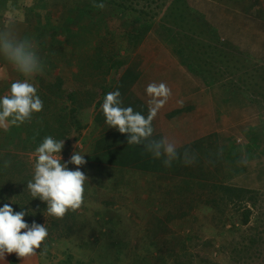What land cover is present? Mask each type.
<instances>
[{
    "label": "rangeland",
    "instance_id": "obj_1",
    "mask_svg": "<svg viewBox=\"0 0 264 264\" xmlns=\"http://www.w3.org/2000/svg\"><path fill=\"white\" fill-rule=\"evenodd\" d=\"M114 1L120 3L123 0ZM124 2L125 5L134 9H143L147 15L160 11L156 18L157 25L135 49L132 46L127 49L129 45L123 35L130 27L131 20L135 17L134 14L128 16L123 13L124 11L115 10L114 7L108 5L99 9L94 7V4L99 2L88 3L84 0H81L80 4L81 7L88 8L87 14L79 13L78 20H72L69 25L71 29L79 30L87 35L91 41L90 44L83 42L80 44V49L61 47L58 50L66 53L62 57L60 55L50 56L47 46L36 45L38 55L45 67L43 73L36 75L31 82L36 85L38 91L41 79L54 82L57 81L54 78L57 76L60 77L62 83L61 91L64 97L52 96L54 106L51 107L55 108L51 112L55 117L51 125L56 127L55 124L60 120L57 116L62 115V122L67 123L66 127L69 125L71 128L66 138L62 139L64 146L68 149L66 152H63V149L60 153L62 161L67 162L73 151H80L86 154L85 160L97 157L104 161L122 163L123 167L120 168L124 171L125 180H128L130 187L134 186V192L130 193L139 194L141 198L138 199L144 200H153L152 197L158 195L176 196L177 186L180 184L178 180L198 174L199 165L208 171L205 175L199 172L198 175L203 180L214 181L213 179H216L215 181L222 180L223 183L228 182L242 187H261V192L264 193L262 187L264 185V71L251 72L246 71L247 69L245 71L235 69L237 63L238 66L241 64L247 67L244 61L249 62L247 63L249 67H254L256 64L264 68V57L241 55L242 52L239 51L238 46L233 45L232 41L221 39L236 47L237 52L231 47V50L226 48L221 50L219 46L220 52L227 54L228 66L212 60L213 57H211L209 67L201 66L202 69L208 70L207 73L212 77L210 79L208 75L197 71V64L202 63H199L196 57L205 58L200 51H195V42L198 40H195L196 38L188 40L186 38L188 35L185 36L183 31L161 21L160 17L169 3L163 6L161 0H157L154 5H148L145 0H133L131 4L129 0ZM74 3L75 1L71 0V6ZM32 5L30 0H0V29H12L19 36L28 37L36 44L33 27L35 24L46 23L47 18H45V13L41 12L40 19H38L40 22L37 23L34 20V18L37 19L35 13L29 9ZM155 7H160V10H155ZM58 18L57 13L52 14L54 23V20H59ZM134 25L137 27L136 24ZM163 28L170 29V31L166 32ZM109 31L112 35L108 34ZM63 39L64 34L56 37V40L62 41ZM99 40L104 44L102 50L116 51L117 57L127 58L119 71L111 70V74L104 76L101 74L104 69L90 67L89 59L95 53L94 47ZM199 44L204 45L200 42ZM215 53L216 51L213 53L214 58ZM81 61H85L83 71L79 68ZM249 75H253L255 80L250 79ZM239 76L248 81H245L246 84L249 82L258 84L257 93L249 88V84L239 83ZM102 78L105 79V83L110 84L111 91H120L124 107L131 106L134 111H139L144 115H147L148 109L144 91L146 86L152 82L166 83L172 95L153 120V138L159 139L166 136L173 139L178 144L181 153L184 149H190L196 156L195 163L186 166L178 160L171 167H165L162 160L153 159L142 146L128 145L126 135H121L114 128H108L101 111L104 98L96 96L101 89L99 85H106L102 83ZM17 79L23 80L24 77L8 61L0 57V96L8 93L11 83ZM229 84L233 88L229 87ZM235 87H238V90H235ZM77 88L79 93L73 100L65 98L68 91ZM243 91H246L243 94L248 95L247 99L242 96ZM99 100L101 104L97 106ZM181 101L182 105L179 103ZM25 127L24 130L22 124L18 127L0 129V151H10V154L20 155L21 158L27 157L33 171V153H24L20 149L12 148L7 140L8 135L13 131H33L31 126ZM192 147L202 151V157L198 159L197 152L191 149ZM208 149L211 150L208 151ZM242 158L247 159L246 164L240 163ZM140 165L146 166V170H139ZM88 192L89 195H86ZM108 192L109 195H113L111 189H108ZM130 193H127L126 198L132 202L121 200L123 193L119 194L117 190L114 195L120 202V208L116 211L124 222V226H121L129 229L130 242L135 245V243H142V231L139 230L149 226L147 224L149 216L141 214L140 220L137 219L138 210L136 209V215L130 214L127 206H135L139 202L137 198L134 201V196L129 195ZM187 194L189 200H194L193 191H188ZM101 195L102 193L97 195L86 190L84 204L76 211L78 216L73 221L74 228L71 236H66L69 233L64 230V220L48 216L44 210L45 217L41 223L45 224L49 234L41 250H37V255L24 261L18 259L15 254H10L6 255L0 264H103L101 256L104 251L101 246L108 242L107 238L100 236L98 242L91 241L88 247L81 244V242L86 243L87 239H92L90 236L98 235L99 220L96 217L93 218L91 214L102 213L103 220L101 221L104 222H107L109 218L104 216V207L95 200V197L102 198ZM195 204L196 202H193L188 206L193 208ZM178 205L170 206L171 215H174ZM32 211L36 213V210ZM253 216L249 224L251 227H253ZM142 219L143 222H141ZM52 221L58 226L54 227ZM67 223L69 224L68 221ZM165 223L170 229L181 234H185L190 227L196 229L199 226V224L191 226L186 222L183 223L182 220ZM173 226L175 227L172 228ZM230 226L228 224L227 228L229 229ZM252 232L256 231L247 229V233ZM163 233L161 232L159 237H162ZM258 234L261 238V254L258 256L248 254L250 256L246 255L241 259V264H264V230L258 229ZM200 235L207 239L210 230L205 229ZM186 246L189 250L195 249L194 245L191 247L186 244ZM228 260L225 258L223 261L218 257V264H233Z\"/></svg>",
    "mask_w": 264,
    "mask_h": 264
},
{
    "label": "trees",
    "instance_id": "obj_2",
    "mask_svg": "<svg viewBox=\"0 0 264 264\" xmlns=\"http://www.w3.org/2000/svg\"><path fill=\"white\" fill-rule=\"evenodd\" d=\"M74 1L75 3L71 6V0L70 2L69 0H30L33 5L29 9L35 13L34 15L37 19L34 17L31 18H34V20L39 23L40 21L38 19H40L41 12H44L46 15V23L35 24L33 31L35 33L36 45L40 47H44V45L47 46V51L50 56H64L66 53L58 50L61 47L66 46L65 48L69 49H80V44L83 42L87 43V45L91 43L87 35L82 34L79 30L70 28L69 24H71L72 20H78L79 13L83 12L87 14L88 11V8L86 9L84 6L81 7V0ZM84 1L88 3H103L104 5L114 7L115 10L124 11L123 13L128 16L129 14L135 15L131 20L130 27L123 33L126 43L129 45L127 49H130L131 46L135 49L138 44L143 42L146 35L157 25L156 18L160 13V11H157V13L147 15L143 9L138 10L125 5L124 1L127 0H123L120 3H116L114 0ZM131 1L133 0H129L130 4ZM146 2H148V5H154L157 3V0H145V3ZM161 2L163 6L169 3L162 17H160L161 21H163L164 24H169L173 26V28L183 31V34H186L185 36L188 35L186 37L188 40L191 38H196L195 40H198V42H195V51H200L205 55V58L196 57L199 63H202L197 64L198 72L208 75V77L211 76L207 73L208 70L201 68L202 65L209 67V59L211 57H213L212 60H216V62L228 66L227 54L220 52L219 46L221 50H225V48L231 50L232 48L233 51L237 52L236 47L219 39L216 33H214L204 21L195 16L186 0H161ZM156 9L160 10V7H155V10ZM56 13L59 20H54V23L52 21V14ZM134 24H136L137 27H135ZM0 30L4 29L1 28ZM163 30L166 32L170 31V29L164 28ZM59 34H64V39L62 41L56 40ZM108 34H110V31ZM82 35L84 36L82 37ZM110 35H112V33ZM199 42L204 43V45L200 46ZM103 46L104 44L101 40L97 41L94 47L95 53L89 59V64L91 68L104 69L101 71V74L105 76L111 74V70L119 71L127 58L125 56V58L117 57L116 51H104L102 50ZM214 51H216L215 58L218 59L214 58ZM47 59H49V57ZM68 62H70V60H68ZM247 63L249 62L244 61V65H247V67L241 64L238 66L237 63L235 69H237V71H245L247 69L246 71L251 72L264 71L263 67L257 66L256 64H254V67H249ZM84 66L85 61H81V64H79L80 70L82 69L83 71ZM249 76L250 79L255 80L253 75ZM240 77L241 76H239L238 79L239 83L244 85L249 84V88L257 93L258 84H254L255 82L246 84L245 81H248ZM54 78H56L57 81L50 82L45 79L40 80L38 95L43 101V110L35 114L31 121H27L23 124L24 130L26 128L25 126L28 125L32 127L33 131H13V133L8 135L7 140L10 142L12 148L20 149L24 153H34L35 148L39 146L44 137L52 136L59 141L65 139L68 135L71 128L69 125L66 127L67 123L62 122V115L57 116L61 122L56 121V127L51 125L55 118L51 113L55 110V108H51L54 106L52 96L57 98L64 97V93L61 91L62 83L60 77L55 76ZM211 78L212 77H210V79ZM102 81V83L106 85H99L101 89L96 96L104 98V96L111 91V87L110 84L105 83L104 78H102ZM224 85L227 86V84ZM228 86L232 87L230 84ZM234 89L238 90V87ZM245 92L246 91H243L241 94L247 99L246 96L248 95L243 94ZM78 93V88L70 90L66 93L65 98L73 100ZM100 104L101 100L98 101L97 106ZM63 149V152L68 150L67 146H63L62 150ZM191 149L196 150L198 159L202 157V151H199L195 147ZM210 150L211 149H208V151ZM5 161H10V166L5 167ZM86 161L87 163L80 169L89 179V182L85 184V192L87 190L97 195L102 193V198L95 197V200L99 201L101 206L104 207V216H108L109 218L107 222H104L101 221L103 220L102 213L91 214L93 218L96 217L99 220H97L99 222L98 235L90 236L92 239H87V242L85 241L86 243L81 242V244L84 245V247H88L91 241L98 242L100 236L107 238L108 242L101 246L102 251H104V254L101 256L103 264H218V257L223 261L225 258L229 259V263L241 264V259L246 257V255L258 256L261 254V238L258 234V229L261 228L264 230V193L261 192V187L248 188L232 185L228 182L223 183L222 180H203L199 177V172L201 171L205 175L208 171L204 169L203 166L199 165L200 171L198 174L178 180L180 184L177 186L178 190L176 196L166 197L158 195L153 196V200H144L138 199L141 198V195L130 193L134 192V186L130 187L131 185H128V180H125L124 171L120 168L123 167L121 165L122 163L104 161V159H99L97 157H94V159L86 158ZM61 162L63 163L65 161ZM68 167L70 170H75L74 166L71 164H69ZM146 168L147 167L144 165L139 166V170H146ZM147 171L149 170L147 169ZM32 175L33 171L29 166L27 157L21 158L20 155L10 154V151H0V207H3L5 204H11L15 211L24 210L29 213L24 217V220L29 225H31L32 222L42 225L41 221L43 217H45L43 211L46 210V204L41 202L38 198L33 199L26 190V183L32 178ZM262 187L264 188V185H262ZM108 189L113 191V195H109ZM116 190L119 194L123 193L121 200L132 202V200L126 198L127 193L134 196V201L135 198L138 199L139 202H137L135 206H127L130 214L136 215V210H138L136 215L137 219H139L141 214L149 216L147 220L149 226L139 230L142 231L141 244H132L130 242L131 237L129 229H124L121 226H124V222L116 211L120 208V202H118L114 195ZM188 191H193L194 200H189L187 198ZM86 195H89V192L86 193ZM109 196L113 197L109 198ZM192 201L196 202L193 208L188 206L193 203ZM175 204L179 205L176 207L174 215H171L170 206H175ZM32 210H36V213ZM252 215H254L252 220L253 227L249 226ZM77 216L76 211H69L65 217L61 219V221L64 220L65 222L64 230L69 233L66 236H71L73 233V221ZM199 217H201V219H199ZM172 220L174 222L182 220L183 223L186 222L191 226L194 224H199V226H197L196 229H191L192 227H190L185 234H181L170 229L165 223ZM141 222H143V219ZM52 224H54V227L58 226L54 221H52ZM228 224L231 225L229 229L227 228ZM174 227L175 226L172 228ZM204 228L210 230V235L207 239H205L203 235H200L203 230L205 231ZM247 229L256 232L247 233ZM161 232H164L163 236L159 237ZM186 244H189L191 247L194 245L195 249L193 251L189 250ZM214 254L215 256H213Z\"/></svg>",
    "mask_w": 264,
    "mask_h": 264
},
{
    "label": "clouds",
    "instance_id": "obj_3",
    "mask_svg": "<svg viewBox=\"0 0 264 264\" xmlns=\"http://www.w3.org/2000/svg\"><path fill=\"white\" fill-rule=\"evenodd\" d=\"M103 9V3L94 4ZM0 57L8 61L24 77L11 83L8 93L0 96V129L20 126L31 121L35 114L43 110L44 104L38 95V89L31 80L44 71V64L38 55L35 42L28 37H21L12 29L0 30ZM147 97V115L122 105L119 90L108 92L103 99L101 111L108 128H114L121 135H126L128 145L142 146L153 159H160L165 167H171L176 161L186 166L196 161L190 149L181 153L178 144L166 136L153 138V120L168 103L171 89L164 82H152L145 88ZM182 105V101L179 102ZM64 140L46 136L35 148L33 175L26 183V190L33 199L46 204V213L56 219H62L69 212L79 210L84 204L87 175L81 171L87 161L86 154L73 151L67 162H61L60 155ZM240 163L246 164L242 158ZM5 161L4 166H10ZM74 166L70 170L68 165ZM23 209V208H22ZM29 213L15 211L11 204L0 207V262L6 255L15 254L18 259L27 261L37 255L48 237L45 224L32 222L29 225L24 217Z\"/></svg>",
    "mask_w": 264,
    "mask_h": 264
},
{
    "label": "crops",
    "instance_id": "obj_4",
    "mask_svg": "<svg viewBox=\"0 0 264 264\" xmlns=\"http://www.w3.org/2000/svg\"><path fill=\"white\" fill-rule=\"evenodd\" d=\"M186 2L195 16L204 21L219 39L230 40L238 46L241 55L264 57V0Z\"/></svg>",
    "mask_w": 264,
    "mask_h": 264
}]
</instances>
